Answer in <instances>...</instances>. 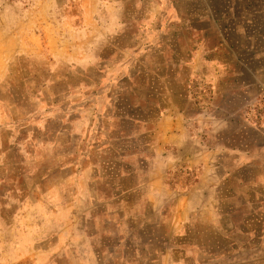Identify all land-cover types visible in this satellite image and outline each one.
<instances>
[{
    "label": "rangeland",
    "instance_id": "obj_1",
    "mask_svg": "<svg viewBox=\"0 0 264 264\" xmlns=\"http://www.w3.org/2000/svg\"><path fill=\"white\" fill-rule=\"evenodd\" d=\"M0 264H264V0H0Z\"/></svg>",
    "mask_w": 264,
    "mask_h": 264
}]
</instances>
